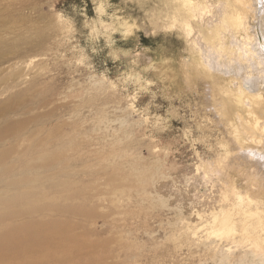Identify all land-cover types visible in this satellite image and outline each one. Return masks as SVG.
Instances as JSON below:
<instances>
[{"label": "rangeland", "instance_id": "1", "mask_svg": "<svg viewBox=\"0 0 264 264\" xmlns=\"http://www.w3.org/2000/svg\"><path fill=\"white\" fill-rule=\"evenodd\" d=\"M162 1L0 0V43L8 42L0 50V103L34 79L48 83L29 96L28 109L1 111L0 127L7 118L30 119L23 131L33 139L46 138L50 129L65 141L78 134L94 157L116 142L129 157H140L149 174L161 164L148 184L120 194L119 206L97 186L95 211L72 217L80 226L69 230L68 240L53 238L51 250L31 249L6 264L43 254L60 256L56 264H217L216 254L228 247L227 264H236L247 248L240 227L213 237L207 225L221 207L225 183L264 199V167L241 153L264 149L258 142L264 129L250 140L238 132L219 87L190 62L185 34L163 26ZM37 116L47 120L44 131L32 120ZM228 153L234 159L224 162ZM106 179L100 175L95 185ZM253 181L261 186L257 191Z\"/></svg>", "mask_w": 264, "mask_h": 264}, {"label": "bare ground", "instance_id": "2", "mask_svg": "<svg viewBox=\"0 0 264 264\" xmlns=\"http://www.w3.org/2000/svg\"><path fill=\"white\" fill-rule=\"evenodd\" d=\"M159 9L165 28L178 29L185 34L190 62L206 71L219 87L223 101L228 103L229 111L234 112V117H230H233L232 122L236 120L233 125L238 132L251 135L246 139L239 133V137L252 139L255 130L264 129V0H163ZM7 44L6 41L0 43V50ZM27 79L32 77L27 76ZM43 83L45 85L40 87ZM46 84L34 79L31 86L20 88L15 96L0 103V113L12 106L28 109L29 96H38ZM29 120L7 118L0 127V264H6L8 257L23 256L31 249L51 250L53 238L58 237L62 243L68 240L72 236L69 230L80 226L72 217H91L95 211V188L110 191L119 206L120 194L138 182L148 184L161 167L156 161L151 167L152 174L147 168L141 170V158L129 157L125 148L113 145L116 142L107 149H100L94 157L90 150L82 147L84 140H79L78 134L65 141L50 129L46 138L33 139L23 131ZM32 120L44 131L45 118L37 116ZM27 139L31 141L21 147L20 141ZM258 142L264 144V138L259 137ZM241 153L247 159L261 162L260 168L264 167V149L246 151L242 148ZM229 156L228 153L224 162ZM78 160L86 161L83 169ZM221 170L216 172L214 168L213 171L217 174ZM84 174L92 177L89 183L84 182ZM100 175L107 178L104 186L95 185ZM253 183L250 188L261 187ZM253 191L241 190L233 182L225 183L221 207L211 212L212 219L207 225L213 237L230 236L240 227V242H245L247 248L236 264H264V199ZM135 246L137 244L131 245ZM221 249L220 256L214 253L218 258H213L219 264H227L233 250L231 247ZM57 258L60 256L43 254L28 257L19 264H56Z\"/></svg>", "mask_w": 264, "mask_h": 264}]
</instances>
